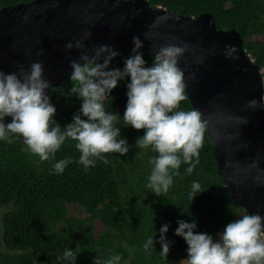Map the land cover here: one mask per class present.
<instances>
[{
  "label": "trees",
  "instance_id": "1",
  "mask_svg": "<svg viewBox=\"0 0 264 264\" xmlns=\"http://www.w3.org/2000/svg\"><path fill=\"white\" fill-rule=\"evenodd\" d=\"M34 0H0V9ZM152 7L170 13L198 17L213 15L223 30H237L251 60L264 70V0H147ZM120 54L110 64L123 69L131 52L115 49ZM148 66L153 57L143 55ZM263 79H264V73ZM118 82L104 101L106 111L120 117L115 126L121 129V139L129 145L126 156L107 154L108 164L97 161L85 171L76 161L80 153L75 142L68 140L56 153L55 159L38 164L22 138L15 143L0 141V264H67L58 260L65 248L77 255L76 264H93L97 255L108 258L120 255V264H180L187 259V244L175 235L177 221L195 222L196 231L213 238L224 227L248 214L234 205L231 191L218 173L211 136L206 130L199 163L193 173L181 164L179 175L173 178L169 191L156 196L146 188L152 165L150 158L158 155L151 150L135 147L144 130L136 131L123 122L127 104V83ZM69 77L49 91L50 102L56 108L54 120L63 128L71 123L80 110L81 101L70 94ZM180 110H193L187 96ZM6 117L4 123H10ZM139 153V154H138ZM64 158H73L63 173L52 171V165ZM195 160V158H194ZM201 185L203 192L189 199L192 183ZM77 206L85 217L69 214ZM99 224L101 229L97 230ZM167 224L166 240L171 241L167 257L162 251L160 228ZM154 238L153 249L143 245Z\"/></svg>",
  "mask_w": 264,
  "mask_h": 264
},
{
  "label": "clouds",
  "instance_id": "2",
  "mask_svg": "<svg viewBox=\"0 0 264 264\" xmlns=\"http://www.w3.org/2000/svg\"><path fill=\"white\" fill-rule=\"evenodd\" d=\"M165 19L160 17L156 23ZM89 37L91 32L86 31L82 39L65 46L67 51L75 47L81 52L79 60L69 64L72 69L70 94L81 101V106L72 122L63 128L54 120L56 108L46 94L51 84L43 78L42 62L32 63L28 71L23 65L16 66L18 73L0 71V141L12 144L16 137L22 138L27 151L38 157L40 164L55 159L62 145L71 140L80 153L76 162L85 171L95 167L97 161L108 164L107 154L126 156L129 145L120 138L121 129L115 126L120 116L106 111L104 101L118 82L130 78L122 119L126 127L144 130V135L136 141V148L146 150L151 147L158 154L149 160L152 169L146 188L156 196H162L169 191L173 178L180 174L182 163L188 165L186 172L189 175L193 173L209 125L199 110H180L181 102L187 99V86L184 72L178 65L188 51V45L181 47L169 43L160 46L148 66L141 51L142 41L133 37L134 47L121 70L110 69L111 62L120 53L108 45L93 48L91 56L85 53L84 40ZM145 37L149 38V34ZM235 51L231 48L226 55L231 57ZM256 106V100L248 102V107ZM6 117L11 118L10 123H4ZM72 162L73 158L60 159L52 165V171L63 173ZM230 166L229 162L226 167ZM201 192L200 183L194 181L190 201ZM177 224L175 235L187 244V259L181 260L180 264H264V217L258 213L244 214L228 223L215 240L207 233L197 232L195 222L179 220ZM168 230L167 224L160 228V254L164 257L168 256L172 243L165 238ZM153 244L154 238L149 237L143 245L145 251L153 249ZM77 255L65 248L57 259L76 264ZM121 259L118 254L108 258L97 255L93 264H120Z\"/></svg>",
  "mask_w": 264,
  "mask_h": 264
},
{
  "label": "water",
  "instance_id": "3",
  "mask_svg": "<svg viewBox=\"0 0 264 264\" xmlns=\"http://www.w3.org/2000/svg\"><path fill=\"white\" fill-rule=\"evenodd\" d=\"M160 17L166 19L156 23ZM86 31L89 56L99 45L132 52L133 37L150 57L162 45H188L178 67L193 109L209 121L218 173L234 205L264 217V79L240 33L220 29L210 13L186 17L147 0H34L0 9V71L18 73L17 65L28 71L42 62L43 78L51 84L48 95L70 77V62L79 60L80 50L65 46ZM231 48L236 51L229 57ZM251 100L257 101L255 108L248 107Z\"/></svg>",
  "mask_w": 264,
  "mask_h": 264
},
{
  "label": "rangeland",
  "instance_id": "4",
  "mask_svg": "<svg viewBox=\"0 0 264 264\" xmlns=\"http://www.w3.org/2000/svg\"><path fill=\"white\" fill-rule=\"evenodd\" d=\"M263 73H264V70H262V74ZM3 212L4 211L2 209H0V218H1L2 214H3ZM69 214L71 216L76 217V218H81V217H85L86 216L85 213H83V210L82 209H79L77 206H70L69 207ZM96 229L97 230L101 229V226L99 224H97L96 225ZM217 238H218V236H216L214 238V240L217 239Z\"/></svg>",
  "mask_w": 264,
  "mask_h": 264
}]
</instances>
